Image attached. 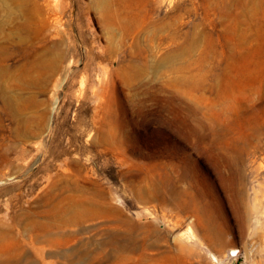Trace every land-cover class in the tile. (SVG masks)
Listing matches in <instances>:
<instances>
[{"label":"rangeland","instance_id":"rangeland-1","mask_svg":"<svg viewBox=\"0 0 264 264\" xmlns=\"http://www.w3.org/2000/svg\"><path fill=\"white\" fill-rule=\"evenodd\" d=\"M0 229V264H264V0H0Z\"/></svg>","mask_w":264,"mask_h":264},{"label":"bare ground","instance_id":"bare-ground-1","mask_svg":"<svg viewBox=\"0 0 264 264\" xmlns=\"http://www.w3.org/2000/svg\"><path fill=\"white\" fill-rule=\"evenodd\" d=\"M58 19V18H57ZM57 19H56V21H57ZM59 21V20H58ZM57 23V25H59L60 23H58V22H56ZM105 74V73H104ZM107 75V74H106ZM106 77V76H105ZM104 77L102 76V79H103ZM101 79V78H100ZM105 80V79H104ZM102 82V81H101ZM106 83V82H105ZM105 91V90H104ZM103 91V92H104ZM99 95V94H98ZM99 98H100V96H99ZM102 98L103 97H101L100 98V100H102ZM105 100V99H104ZM99 102V101H98ZM2 239H3V231L0 229V242L2 241Z\"/></svg>","mask_w":264,"mask_h":264}]
</instances>
